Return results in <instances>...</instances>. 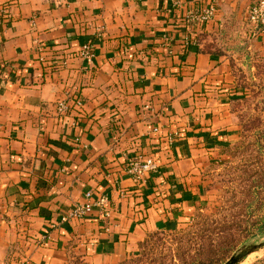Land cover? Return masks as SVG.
<instances>
[{
  "label": "crops",
  "instance_id": "crops-1",
  "mask_svg": "<svg viewBox=\"0 0 264 264\" xmlns=\"http://www.w3.org/2000/svg\"><path fill=\"white\" fill-rule=\"evenodd\" d=\"M255 1L217 0L200 23L209 0H0V264H120L193 219L240 138L230 60L196 42L263 55ZM76 94L84 106L58 115ZM149 158L156 173L127 172Z\"/></svg>",
  "mask_w": 264,
  "mask_h": 264
},
{
  "label": "trees",
  "instance_id": "trees-1",
  "mask_svg": "<svg viewBox=\"0 0 264 264\" xmlns=\"http://www.w3.org/2000/svg\"><path fill=\"white\" fill-rule=\"evenodd\" d=\"M208 37L209 35H203L196 42L199 46V52L222 56L220 51L212 49L209 44L200 47L203 40ZM245 52H247L245 55L246 64H251L256 59L264 62L263 57L253 55L249 50H245ZM247 67L249 71L254 68L250 65ZM252 76L256 77V74L252 73ZM236 89H239L237 82ZM260 92L264 94V87ZM237 102L238 97L233 103L235 113ZM242 128H244L242 132L248 130V127L243 123ZM241 138L242 134L238 142L232 145L233 147L221 149L219 159L227 155L231 156L233 149H239L243 146V143L239 146ZM250 148H254L256 157L250 161H245L244 166L248 169L251 168V170L242 171L244 174L243 185L234 190L231 205L220 210L222 211L221 217L213 219L209 224L206 222L197 232L160 231L148 234L144 242L139 245V249L144 256L157 257L150 259L151 264H225L240 247L254 238L264 236V136L257 137L247 147V150ZM166 236L177 238L171 241L169 252L166 255L161 252L157 256H152L153 252L150 250H155V240H162V237ZM73 260H75L74 264H88L82 257L75 255L70 256L68 264H73ZM258 264H264V259L259 260Z\"/></svg>",
  "mask_w": 264,
  "mask_h": 264
},
{
  "label": "rangeland",
  "instance_id": "rangeland-1",
  "mask_svg": "<svg viewBox=\"0 0 264 264\" xmlns=\"http://www.w3.org/2000/svg\"><path fill=\"white\" fill-rule=\"evenodd\" d=\"M206 40V44H209L212 49L220 51L222 56L229 58L233 77L235 78V82L239 85L237 95L238 102L235 106V110L239 118L240 137L242 134L239 146H241L242 143L243 146L239 149H233L231 156L227 155L215 162L210 174L209 190L211 192L207 196L208 200L206 205L196 211L193 219L188 221L186 225L172 231L175 233L197 232L206 222L209 224L213 219H219L221 217L220 214L222 211L220 210L223 207H229L231 205L234 190L243 185L242 180L244 174L242 171L251 170V168L248 169L244 166L245 161H250L256 157L254 148L247 150V147L260 135L264 136V134H262L264 131V94L260 92L264 87V74H262V71H264V62L256 59L251 64H246L245 55L247 52H245V50L247 51L248 49L245 46H237L236 43H232L219 47L212 35ZM251 53L264 58V54L262 55L259 51L256 52L252 50ZM231 63H233V65H231ZM248 65L254 67L253 70L249 71ZM252 73H255L256 77H253ZM242 123L248 127V130L242 132L244 130V128H242ZM173 239L177 238L166 236L162 237V240L156 239L155 250H150L153 252L152 256H157L158 253L161 252L166 255L169 252L168 249L171 247V241ZM263 242L264 236L254 238L246 245L240 247L231 257L238 255L243 250L249 249L253 245H259ZM155 258L157 257H151V255L144 256L142 255V251L139 250L135 256L127 258L120 264H151L150 259ZM262 259H264V247L255 250L240 264H258L259 260ZM74 261L75 260H73L72 263Z\"/></svg>",
  "mask_w": 264,
  "mask_h": 264
},
{
  "label": "built area",
  "instance_id": "built-area-1",
  "mask_svg": "<svg viewBox=\"0 0 264 264\" xmlns=\"http://www.w3.org/2000/svg\"><path fill=\"white\" fill-rule=\"evenodd\" d=\"M217 12V0H209V4L198 14L193 15V19L200 23H205L214 18ZM248 22L253 27L256 36H264V0H256L250 8L248 15ZM101 35V32H100ZM81 55L87 58H93L92 45H85L81 51ZM84 106L82 97L74 95L73 105H70L66 101H61L56 106V113L58 115H69L73 110H80ZM148 108V107H147ZM155 132L158 129L154 130ZM158 171V165L153 158H149L145 161L134 160L129 162L127 172L136 178H143L156 173ZM109 203L107 197H100L94 204L86 203L78 205L65 214L61 222L67 223L72 220L83 218L87 212L93 209L94 206L104 209Z\"/></svg>",
  "mask_w": 264,
  "mask_h": 264
},
{
  "label": "water",
  "instance_id": "water-1",
  "mask_svg": "<svg viewBox=\"0 0 264 264\" xmlns=\"http://www.w3.org/2000/svg\"><path fill=\"white\" fill-rule=\"evenodd\" d=\"M264 247V242L259 245H253L249 249L243 250L238 255L231 257V259L226 264H240L246 257L252 254L255 250Z\"/></svg>",
  "mask_w": 264,
  "mask_h": 264
}]
</instances>
